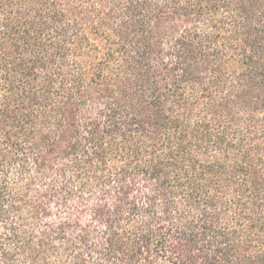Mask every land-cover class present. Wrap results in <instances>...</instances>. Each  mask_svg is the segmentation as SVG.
I'll return each mask as SVG.
<instances>
[{"label":"trees","instance_id":"obj_1","mask_svg":"<svg viewBox=\"0 0 264 264\" xmlns=\"http://www.w3.org/2000/svg\"><path fill=\"white\" fill-rule=\"evenodd\" d=\"M0 264H264V0H0Z\"/></svg>","mask_w":264,"mask_h":264}]
</instances>
